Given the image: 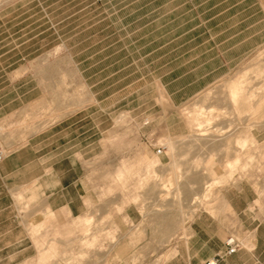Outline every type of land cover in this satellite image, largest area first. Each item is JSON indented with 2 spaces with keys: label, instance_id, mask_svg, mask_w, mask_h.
<instances>
[{
  "label": "rangeland",
  "instance_id": "374dc122",
  "mask_svg": "<svg viewBox=\"0 0 264 264\" xmlns=\"http://www.w3.org/2000/svg\"><path fill=\"white\" fill-rule=\"evenodd\" d=\"M9 3L16 18L0 62L21 58L39 83L18 110L21 139L71 110L114 118L86 161V213L64 225L38 207L29 219L28 201L17 199L32 228L13 235L36 237L37 254L9 262L2 253L0 264H195L185 241L199 221L208 226L193 252L202 255L212 234L216 248L229 227L246 253L228 264H264L249 258L251 236L223 197L243 183L264 203V0H0V8ZM14 46L20 53H4ZM0 94L16 89L0 85Z\"/></svg>",
  "mask_w": 264,
  "mask_h": 264
},
{
  "label": "crops",
  "instance_id": "0c3cea01",
  "mask_svg": "<svg viewBox=\"0 0 264 264\" xmlns=\"http://www.w3.org/2000/svg\"><path fill=\"white\" fill-rule=\"evenodd\" d=\"M11 6L12 3H9L0 8L2 41L13 35L10 23L16 16L6 12ZM6 52L17 54L20 50L14 46L4 51ZM18 60L11 63L0 62V71H3L0 85H10L16 89V94L10 98L0 94V149L4 153L0 161V244L3 242L1 245L6 247L0 254H6L4 258L9 262H21L37 254L36 237L33 238L30 233L21 236L19 232L13 235L15 231H30L32 228L31 222L21 219L17 199L28 201L29 219L36 216L38 207L44 213L54 214L64 225L66 219L86 213L89 192L86 161L97 155L102 134L109 129L114 118L111 111L71 110L45 126L41 122H35L39 126L38 130L22 140L17 130L22 117L18 110L35 100L26 99V96L36 90L39 83L35 76L24 71L25 63L17 62ZM16 72L18 75L14 77ZM14 102L18 104L11 106ZM102 117L110 119L108 128H102ZM255 194L250 186L243 183L223 189L226 205L240 219L241 234L251 236L252 248L247 252L249 258L254 262L264 263V203L259 207L255 203L258 199ZM126 216L134 221L131 212L126 211ZM215 225L218 226L216 223ZM203 226H208V223L195 222L192 237L185 241L188 246L186 252L190 261L195 264L214 256L223 247L224 237L221 235L218 237L221 244L216 248L210 247L212 234L202 240V255L191 250L190 245L200 239ZM220 228L224 229L223 235H227L226 238L233 235L228 232L229 227ZM7 236L10 237L6 242ZM245 253L244 249H238L235 253L226 255L220 263L228 264Z\"/></svg>",
  "mask_w": 264,
  "mask_h": 264
},
{
  "label": "built area",
  "instance_id": "2783aa9c",
  "mask_svg": "<svg viewBox=\"0 0 264 264\" xmlns=\"http://www.w3.org/2000/svg\"><path fill=\"white\" fill-rule=\"evenodd\" d=\"M95 2H100L101 0H94ZM161 152V148H157V153ZM3 151L0 149V161L3 158ZM225 249L222 253H217L214 256L203 260L199 264H220V260L223 256L230 255L235 253L240 248V241L239 239L234 236L230 235L224 240Z\"/></svg>",
  "mask_w": 264,
  "mask_h": 264
}]
</instances>
